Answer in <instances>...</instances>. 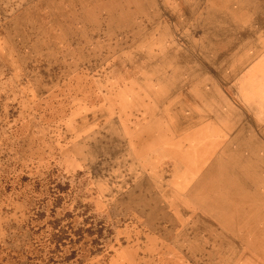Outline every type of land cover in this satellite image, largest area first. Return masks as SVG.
I'll list each match as a JSON object with an SVG mask.
<instances>
[{"label":"rangeland","instance_id":"1","mask_svg":"<svg viewBox=\"0 0 264 264\" xmlns=\"http://www.w3.org/2000/svg\"><path fill=\"white\" fill-rule=\"evenodd\" d=\"M0 264H264V0H0Z\"/></svg>","mask_w":264,"mask_h":264},{"label":"crops","instance_id":"2","mask_svg":"<svg viewBox=\"0 0 264 264\" xmlns=\"http://www.w3.org/2000/svg\"><path fill=\"white\" fill-rule=\"evenodd\" d=\"M212 135L213 134H209V135H205L203 138H204V140H208L209 139V141H207L208 142V147L207 148H203V145L202 144H199V145H197L196 147H191V148H189V149H191L190 150V152H187V154L188 153H191V154H193V156L194 157H197L198 156V149H200V148H203L205 151V155H200V156H203L204 158H201V159H203V162L200 164H198V163H193V164H190V165H185V164H177V159L175 158V157H172V156H168L167 158H165V156H164V152L162 153V158H161V161H162V164H164V163H170L173 167H174V169H176V171L178 172V166H185V168L186 169H189V172L191 171V169H193V171L196 173L195 175H196V178H202V176H200L199 174H200V170H203V169H205V164H206V162H208L209 161V158L211 157V158H213V156H215L216 155V153H219L218 151H219V144L217 143V142H215V141H211V137H212ZM204 143V142H203ZM218 147V148H217ZM215 150H217V151H215ZM220 151H222V149L220 150ZM165 161V162H164ZM211 164V163H210ZM216 164H218V163H216L215 162V160H213L212 161V164L211 165H216ZM224 166L225 165H227V163L226 164H223ZM229 165V164H228ZM212 169V168H211ZM189 172H187V174L189 173ZM231 172V171H230ZM177 175L175 176V178L177 177V179L179 178V180H183V179H185V177L187 176L186 174H182V173H176ZM199 176V177H198ZM239 178H237V180H238ZM237 180H234L233 179V181L235 182V181H237Z\"/></svg>","mask_w":264,"mask_h":264},{"label":"bare ground","instance_id":"3","mask_svg":"<svg viewBox=\"0 0 264 264\" xmlns=\"http://www.w3.org/2000/svg\"><path fill=\"white\" fill-rule=\"evenodd\" d=\"M212 106V105H211ZM225 120V119H224ZM235 143V142H234ZM252 165V164H251Z\"/></svg>","mask_w":264,"mask_h":264}]
</instances>
